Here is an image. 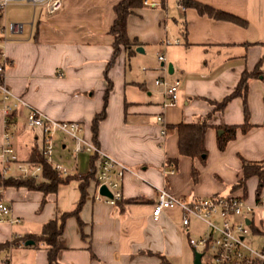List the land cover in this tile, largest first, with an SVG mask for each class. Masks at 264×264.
<instances>
[{"label": "crops", "instance_id": "obj_1", "mask_svg": "<svg viewBox=\"0 0 264 264\" xmlns=\"http://www.w3.org/2000/svg\"><path fill=\"white\" fill-rule=\"evenodd\" d=\"M120 1L64 0L62 10L53 16L44 7L15 4L33 8L32 14L21 19L28 28L21 22L19 34L5 31L7 12L0 18L4 20L0 38L6 36L3 46L10 63L5 83L14 97L24 102L15 111L11 127L17 162L28 163L31 150L40 146L39 129L27 123L31 109L56 121L80 123L84 138L94 143L92 122L105 106L106 69L115 41L111 27ZM153 1L161 4L136 8L127 19L128 37L138 45L130 50L121 48L108 71L113 89L98 127L99 151L127 169L124 200L117 206L95 201L97 188L92 178L78 214L66 218L57 239L58 264H176L179 260L189 262V248L194 259L189 244L193 217L185 230L178 207L164 211L158 219L152 215L161 189L186 201L234 195L257 203V176L248 179L246 191L234 185L243 175L242 159L264 161V0H194L245 20V26L200 15L194 8L180 6V0ZM160 54L173 65L172 75L158 61ZM257 66L262 75L249 80L247 94L252 127L246 133L239 129L221 151L219 127L242 126L245 113L240 97L232 99L223 111L215 109L216 103L234 91L245 71ZM158 78L181 80L175 104L167 105L165 89L155 84ZM207 116L208 157L202 164L199 159L180 155L178 132L172 127ZM4 130L0 112V145ZM57 142L70 149L65 136ZM58 154L63 157V151ZM89 155L85 170L79 172L76 161L69 175L88 174ZM169 159H178L174 174L168 172ZM98 167L97 161L94 170ZM194 167L199 171L196 180ZM11 177H20L16 164L7 176ZM80 182L71 180L48 194L0 184L3 198L20 220L0 223V264H48L43 244H6L40 235L46 223H60L64 214L73 213L81 199ZM260 196H264V187ZM250 221L254 240L250 247L264 248V204L256 206Z\"/></svg>", "mask_w": 264, "mask_h": 264}, {"label": "built area", "instance_id": "obj_2", "mask_svg": "<svg viewBox=\"0 0 264 264\" xmlns=\"http://www.w3.org/2000/svg\"><path fill=\"white\" fill-rule=\"evenodd\" d=\"M147 7H156L161 3L153 0H142ZM15 4H29L34 7H44L49 16L56 15L64 6V0H0V18L5 16L8 8ZM20 23L7 24L5 31L11 34L22 32ZM6 36L0 38V112L5 119L3 142L0 145V173L2 178H7L12 165L16 164L17 172L22 177L38 179L42 172L40 164L17 162L14 147V135L11 130L13 116L19 105L24 102L14 97L5 83L6 67L10 64L4 49ZM179 43V40L176 41ZM158 61L163 64L164 71L168 74V63L165 55L160 54ZM155 84L165 89L168 97L167 105L177 102L181 80L170 81L168 78H158ZM162 121V117H158ZM27 123L31 128L40 131V153L45 160L62 176H68L69 170L61 163L54 161L55 137L58 133L69 135L73 146L69 149L72 156L88 153L97 154L99 167L97 170V184L95 201L117 206L124 200L123 180L127 172L126 167L114 158L103 154L96 145L85 139L82 135L84 128L78 122L56 121L48 118L36 109L29 110ZM164 135L166 129L162 132ZM174 174L175 170L168 171ZM106 187L111 197L100 193ZM264 204V196H260L256 205L248 199L239 196L196 197L191 201L174 197L167 189H161L153 206V217L158 219L168 209L178 207L182 210V227L187 230L191 217L198 218L207 225L205 233L200 238L189 237L192 249L202 254V264H264V248L252 249L245 243L246 234L249 232L247 220L255 213L256 206ZM19 223L20 220L13 216L11 205L3 198L0 192V223ZM189 232V231H188Z\"/></svg>", "mask_w": 264, "mask_h": 264}, {"label": "trees", "instance_id": "obj_3", "mask_svg": "<svg viewBox=\"0 0 264 264\" xmlns=\"http://www.w3.org/2000/svg\"><path fill=\"white\" fill-rule=\"evenodd\" d=\"M164 1V0H163ZM180 6L183 8H194L198 11L200 15H205L215 20H224L237 23L239 25H246V21L242 20L230 13H227L222 10L215 9L209 5L194 1V0H180ZM143 6L142 0H121L115 6V14L116 18L111 27V33L115 38L114 41V53L107 65L106 69V80H107V88L104 96L105 106L101 113L97 114L92 122V134L93 141L98 147L97 143V135H98V127L100 122L105 118L106 115V104L108 101V97L113 89V82L108 77V71L112 67L119 51L121 48H126L130 50L133 46H137V41H131L127 34V19L134 12L136 8H140ZM262 75V71L260 67L254 71L248 72L245 71L242 74V77L234 89V91L227 96L220 103H216V110L223 111L226 105L234 98L240 97L243 100L244 104V113H245V123L242 126H221L219 130L222 131V134L218 135L217 142L218 148L223 151L225 150L227 144L232 141L236 135L238 130L240 129L242 132L246 133L252 125L249 122V109L247 103V94L249 87V80L253 78H258ZM1 78V76H0ZM209 116L204 118H198L196 121L192 123H181L172 127V129H176L178 132V148L179 153L182 156H187L192 159H199L202 164H204L208 157V150L205 145V137L206 132L209 128ZM168 131V129H167ZM99 162V157L97 154L92 155L91 158V171L84 176H62L60 175L51 164H49L43 155L40 153L39 146H36L31 150V157L29 158L28 164H40L42 166L41 179H35L32 177H11V178H2L0 173V184L4 186H14V187H25L30 190L41 191L45 194L53 193L58 190V187L62 184H66L71 180H80V189H81V199L77 209L73 213L64 214L61 218V222L59 223L57 220L50 221L43 226L42 233L40 235H32L24 240L15 239L12 242L7 243L6 245L18 246L21 242L26 243L29 240L34 241V246L43 244L46 246L48 250V264H58L57 254V239L62 234L64 230V224L66 218L71 215H77L78 211L82 207L84 200L86 198V189L87 186L92 180L95 178L97 184V171L95 169V162ZM168 168H173L175 172L177 171L178 159H169L168 160ZM242 168L243 175L240 177L238 182L234 185L235 188H240L246 191L247 181L252 176H257L259 179L258 188H257V198L256 201L260 198V193L262 188L264 187V161L262 162H249L242 159ZM193 177L196 180L199 175V171L196 167L192 170ZM246 198L245 196H239ZM247 199V198H246ZM119 204H122L120 202Z\"/></svg>", "mask_w": 264, "mask_h": 264}, {"label": "rangeland", "instance_id": "obj_4", "mask_svg": "<svg viewBox=\"0 0 264 264\" xmlns=\"http://www.w3.org/2000/svg\"><path fill=\"white\" fill-rule=\"evenodd\" d=\"M33 12V8H29V7H21V6H10L7 10V23L11 24V23H21L23 22L25 24V26L27 25L25 21H21V19H25L26 15H30ZM22 23V24H23ZM1 26L4 24V20L0 21ZM26 28H28V26H26ZM65 136L67 141H68V145L69 148H71V142L72 138L69 135H64L62 133H58L55 137V153H54V157L53 159L55 161H59L64 167H66L69 172L72 171V168L75 167V162L78 161V171L79 172H83L85 170L86 165L89 164V160H90V155L88 153H83V154H79L77 155V159L76 157L72 156L69 150H65L61 147V145L59 144V138L60 136ZM17 142V139H15ZM16 144V143H15ZM59 151H63V157L59 156ZM252 217V216H251ZM207 229V225L199 220L198 218L193 217V230H192V236L194 238H200L206 231ZM253 235L251 233V228L249 227V232L246 234V240L245 243L248 246L254 247L253 246V242L251 240ZM254 241V240H253ZM255 243V242H254ZM255 249L257 250L258 248L255 247ZM262 249V248H261ZM189 262L185 261V260H179L176 261V264H193L194 259H193V251L189 248Z\"/></svg>", "mask_w": 264, "mask_h": 264}, {"label": "water", "instance_id": "obj_5", "mask_svg": "<svg viewBox=\"0 0 264 264\" xmlns=\"http://www.w3.org/2000/svg\"><path fill=\"white\" fill-rule=\"evenodd\" d=\"M137 51L141 52V53L144 52V50L142 48H138ZM168 69H169V74L172 75L174 73L173 65L169 64L168 65ZM220 134H222V131H220ZM100 193L103 194V195L111 197V194L108 192L106 187H102L101 190H100ZM247 224L250 226L251 225V221L247 220ZM33 244H34V241H32V240H29V241H27L25 243L26 246L33 245ZM193 264H202V254L201 253H199L197 251L196 252L194 251V262H193Z\"/></svg>", "mask_w": 264, "mask_h": 264}]
</instances>
